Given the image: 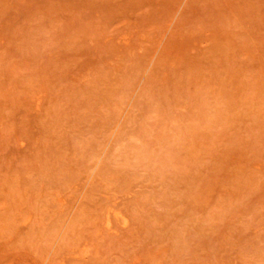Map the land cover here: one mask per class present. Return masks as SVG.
Listing matches in <instances>:
<instances>
[{"label":"rangeland","instance_id":"rangeland-1","mask_svg":"<svg viewBox=\"0 0 264 264\" xmlns=\"http://www.w3.org/2000/svg\"><path fill=\"white\" fill-rule=\"evenodd\" d=\"M0 264H264V0H0Z\"/></svg>","mask_w":264,"mask_h":264}]
</instances>
